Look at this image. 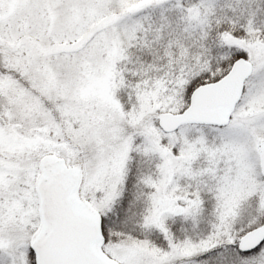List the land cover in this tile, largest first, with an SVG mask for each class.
<instances>
[{
	"label": "snow or ice",
	"instance_id": "1",
	"mask_svg": "<svg viewBox=\"0 0 264 264\" xmlns=\"http://www.w3.org/2000/svg\"><path fill=\"white\" fill-rule=\"evenodd\" d=\"M0 264H264V0H0Z\"/></svg>",
	"mask_w": 264,
	"mask_h": 264
}]
</instances>
